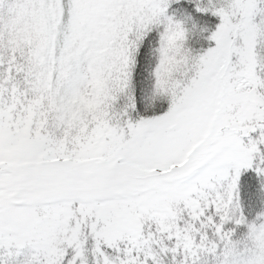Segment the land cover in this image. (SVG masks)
<instances>
[{"label":"snow or ice","instance_id":"6c2138e0","mask_svg":"<svg viewBox=\"0 0 264 264\" xmlns=\"http://www.w3.org/2000/svg\"><path fill=\"white\" fill-rule=\"evenodd\" d=\"M0 264H264V0H0Z\"/></svg>","mask_w":264,"mask_h":264}]
</instances>
